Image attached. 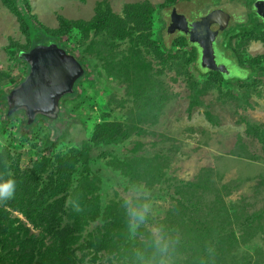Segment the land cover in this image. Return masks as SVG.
<instances>
[{"label":"trees","instance_id":"obj_1","mask_svg":"<svg viewBox=\"0 0 264 264\" xmlns=\"http://www.w3.org/2000/svg\"><path fill=\"white\" fill-rule=\"evenodd\" d=\"M256 1L167 0L158 7L150 1L135 2L127 4L122 15L117 14L108 1H103L97 3L95 15L90 20L58 16L59 27L49 28L32 14L30 0H1L17 16L21 32L27 39L26 45L10 40V48L17 50L19 62L25 63L20 54L35 45L50 42L70 50L69 45L77 38L85 46L89 44L87 53L100 54L99 68L120 78L115 88H124L125 96L118 98L114 93L111 106L105 104L108 112L100 107L105 113L104 120L96 122L93 116L83 118L79 115L69 120L67 105L81 98L82 84L86 80L83 78L77 84L76 94L63 100L64 111L59 122L40 119L29 126L22 115V118L18 115L8 117L3 100L27 74L16 78L10 72L0 71V126L18 120L27 131L41 125L45 126V131L49 130L42 144L33 146L40 157L24 168H21V154L0 144V184H3L0 192L8 186L5 180L15 181L12 198L0 199V264H98V261L160 264L161 257L154 255L156 251L162 255L164 264H264V248L262 241L259 242L264 238V187L254 184L245 187L248 181L236 183L235 178L229 183L215 181L216 175H225L223 166L202 167L195 184H176L170 172L177 155L189 159L207 158L212 152V143L203 154H195L193 147L191 151L190 145L183 143V131L172 133L173 126L169 123L173 135L164 133L167 128L161 127L166 124L159 121L173 92L169 89L156 92L152 86L161 89L168 88L171 82H181L189 93V112L196 106L206 107L203 98L208 93L217 95L221 102L236 101V113L244 120L242 115H247L252 107L251 99L264 100V81L247 83L241 80L233 96L229 84L236 79H227L223 72L203 68L200 51L187 35L180 32L167 42L165 35H170L171 21L159 30L156 22L161 18L156 14L161 9L166 15L168 7L177 9L180 3L197 2L209 10L221 6L226 15V5L229 8L235 3L253 10L255 18L260 19L254 11ZM205 14L204 11L199 13L200 16ZM162 21L165 22L164 18ZM246 22L242 31L231 26L220 33L216 51L221 60L224 57L228 62L237 58L240 67L249 69L252 77L264 73V55L246 56L244 41L264 42V25L248 29L252 21L247 19ZM239 37L243 42L234 48L232 43ZM79 58L86 67L88 79L87 58ZM224 85L228 86L227 90ZM248 120L245 122L247 136L264 148V126ZM68 125L74 131L68 129L62 133L58 130ZM76 135L83 140L80 146L70 148L64 155L57 154L56 142L61 145ZM147 138L151 139L150 144ZM247 145L242 136L236 134L233 159L248 157L261 161ZM233 166V163L229 165L227 173ZM115 181L125 184V194L130 193L131 197L119 200L113 186ZM243 189L250 194L234 198L235 193ZM196 191L200 194L196 195ZM141 193L144 195L139 197ZM170 193L179 199H171ZM136 198H145L144 202L155 198L152 201L155 206L165 205L168 213L181 221L182 234L171 232L175 234L174 239L165 232L156 240L154 233H146L153 244L141 243L136 247L134 241H137L132 240V236L128 238L129 232L137 230L139 233L142 228L134 221L131 224V220L156 219L155 211H148L146 206L136 202ZM15 213H20L26 221ZM33 229L40 232L33 233ZM150 245L153 250L147 249ZM168 249H171L170 256L164 258Z\"/></svg>","mask_w":264,"mask_h":264},{"label":"rangeland","instance_id":"obj_2","mask_svg":"<svg viewBox=\"0 0 264 264\" xmlns=\"http://www.w3.org/2000/svg\"><path fill=\"white\" fill-rule=\"evenodd\" d=\"M103 1H108L112 5L114 11L120 15L123 14L124 7L127 4L150 1L151 4L158 7L163 3H167V0H31L32 14L35 15L39 19V21L47 27L58 28V16L62 15L63 17L69 20H90L95 15V8L97 6V3ZM232 4L233 5H229V8H227V5L226 8H224V10L227 9L226 20L229 21L227 25V30L232 26L234 29L242 31V26L247 23V19L252 21L251 25H248V29L264 25V21L261 20V18H255L253 10L248 9L247 7L239 4ZM176 8L179 14L187 16L190 20L200 19L202 16H200L199 13H202V11L206 12L209 10V7L206 8L204 7L203 3L197 2L180 3L176 6ZM220 8L222 7L220 6ZM171 9L172 8L168 7L165 13L166 15L163 14V11H161V9L157 10L156 17L158 19L161 18V21L156 22V27L159 30L160 28H163V25L165 23H170ZM162 18H164L165 22L162 21ZM238 26H241V28H237ZM177 34L178 33L165 35L166 41L171 42L173 37ZM237 38L232 43L234 48H237L239 43L243 42L242 37H239V39ZM11 39L14 41H18L24 45L27 44V39L21 32L20 23L18 21L17 16L13 15L0 0V71L10 72L12 73V77L19 78L26 74L27 66L16 59L17 50L10 48ZM220 40L222 39L220 38ZM244 45L246 47V56L255 57L258 55H264L263 41L251 40L250 43H246L244 41ZM88 46V43L85 46L84 42H80L77 38H74V43L69 45L71 51L76 52L78 56L87 58L86 64L88 68H90V77L88 79L87 77L84 78L86 80L82 84L81 98L79 100H73L68 103L67 112H69V118L67 119L74 120L77 115L83 118L93 116L92 119H95L96 122L98 120L99 122V120H104L105 114L100 111V107H102L103 109H105V111L108 112L106 105L111 106V103L114 101L112 99V95L115 93L117 94L118 98H123L125 96V90L124 88H120L119 90L115 88L116 86H118L117 84L120 83V78H118L115 74H106L101 68H99L98 64L99 61H101L100 54L98 52H94L92 55H90L89 53H87ZM232 62L236 63V68L232 66L231 62L222 61L221 58H217V63L219 65L224 64L228 67V69H230L228 70L227 74L225 73V75L228 76L227 79H236L237 81H234L229 84L233 96H236L235 93L236 89H238V82L240 83L241 80H245L247 83H251L255 80L264 81V73H260L258 75L255 74L251 77L249 75L250 73L248 72L249 69L246 70V68L240 67L241 63L237 58L236 61L232 60ZM252 73L253 71L251 72V74ZM152 86L154 87L156 92H165L168 89L173 92V96L169 97L170 100L168 101V105H165V108H167L165 109V112L159 121L160 123L164 122V124H166L163 125L161 128H167V131L161 132H169V136L173 135L169 131V127L171 126L176 128L175 130L173 127H171L173 129L172 133L177 134L183 131V143L189 144L191 151L193 147L192 152H194L195 154H203L207 148H210L208 144L212 143V152L206 155L207 158H203L202 156L203 160L201 157L189 159L188 157L180 158L181 154L177 155L178 159L175 161V164L170 172L176 184H195L197 183L196 177L200 173L202 167L214 169L215 167L222 168L223 166L225 175H216L215 181L229 183L231 179L235 178L236 183L239 181L243 183L248 181V183L244 185L245 187H250L253 184L264 187V148L256 140L252 139L250 136H247L245 124V122L248 120L247 117H249L253 121L264 126L263 99H260L259 97H253V99H251L252 107L249 108L250 110L249 112H247V115H242L245 117V119L242 120L239 117L241 115L236 113V101H231V103L225 101L221 102L220 100H218L217 95L208 93L207 95H205L204 98L202 97L203 100H205L206 102V107L202 108L200 106H196L193 107V110L191 112H189L188 110L191 107V103L188 100L189 93L187 88L184 87L181 82H171V84L168 85V88L167 86H165L161 89L157 85L152 84ZM223 87L225 90L228 89V86L226 85H224ZM139 93L142 92L139 91ZM113 106H115V104ZM135 106L138 105L135 104ZM207 111L209 112L206 113ZM111 112L114 114L112 110ZM153 113L155 114L156 112ZM97 115H100V117H94ZM18 117L22 116L18 115ZM152 118L153 116L151 115L150 119ZM250 119L248 120V122H250ZM117 120L119 121L121 119L117 118ZM253 121H251V124L253 123ZM64 122L65 121H63V123ZM169 123H171V126L169 125ZM43 126L44 125H41L39 127L37 126L34 128V130L31 129L27 131L26 129H24L22 123H20V121L18 122V120L16 122L13 121L4 126H0V144L1 146L8 147L13 152L21 154V168L30 165L31 161L36 160L40 157L41 154L37 153L33 146L41 145L42 139L46 137V132L49 133V130L45 131V126ZM68 129H70V131H74L71 125H68L62 129L58 127V130L62 133L64 131H67ZM236 134L242 136L244 142L248 144L247 146L249 147L250 151H252V153L256 156H259L262 159L261 161L250 160L248 157L233 159L234 156H236V154H234L236 148ZM180 135L178 136V139L180 138ZM53 140L54 139H52V141ZM82 141V138L77 135L75 137H72L71 139L65 140L64 142H62L61 145L57 141L55 145L58 147V151L56 152L59 155H64L66 152H69L70 148L80 146V143ZM147 141L149 142V144L152 142L150 138H147ZM174 142L177 143V141ZM68 144H70L72 147L68 146ZM94 156L96 155H93V157ZM251 157L254 156L251 155ZM226 159H231L233 161L227 163ZM225 163H227L226 169ZM231 163H233L234 166L227 173V170ZM106 184H108L107 179ZM113 186L114 190L117 192V198L119 200L128 199L127 196L131 197L130 193L125 194V184L115 181L113 183ZM198 191H196V195L200 194V192ZM243 194L250 193L243 189L235 193L234 198H239ZM141 195L144 194L141 193L139 197ZM170 196L171 199H179V197L175 196L173 193H170ZM109 197L111 200L114 199L112 196ZM136 199L137 203L143 204L147 207L148 211H155L156 214L154 216V218H156L155 221H149L146 219H139V221H135L134 219L131 220V224H133L134 221L142 228L139 229V227H137L140 230L139 233H137L138 231L135 230V228H133L135 232H129L128 238H131L132 236L131 239L137 241H134V243H136V247H138L141 243L153 244L150 243V240L147 238L146 233H154V237L156 240H158L161 234H164L165 232L169 235L170 238L174 239L175 234L171 232H176L178 235L182 234V232H180L183 229V226H181L180 223L181 221L175 219L171 215V213L169 214L168 209H166L165 205L161 203L155 206L152 202L155 201V198L152 201L148 200V202H144L145 198ZM162 199L164 200V198ZM15 216L26 221L20 213H15ZM177 230L179 232H177ZM32 232L36 233L40 231L33 229ZM127 240L132 241L130 239ZM261 241V244L264 248V238L259 240V242ZM147 249L153 250V248H151V245L147 247ZM168 250L169 252L164 258H168L170 256L169 254L171 253V249ZM154 255L161 257L159 263L164 264V259L162 260L163 257L162 255H159L158 251H156ZM98 264L107 263H104L103 261H98ZM190 264L194 263L192 262Z\"/></svg>","mask_w":264,"mask_h":264},{"label":"water","instance_id":"obj_3","mask_svg":"<svg viewBox=\"0 0 264 264\" xmlns=\"http://www.w3.org/2000/svg\"><path fill=\"white\" fill-rule=\"evenodd\" d=\"M264 19V0L254 7ZM229 21L222 9H216L189 23L176 9L171 13L169 34L179 31L200 49L201 66L212 71L228 73L226 65L217 63L216 41L227 29ZM29 72L25 79L4 97L7 116L22 115L30 126L37 120L57 122L62 115V103L74 96L78 82L86 76L80 61L56 43H42L20 54Z\"/></svg>","mask_w":264,"mask_h":264},{"label":"clouds","instance_id":"obj_4","mask_svg":"<svg viewBox=\"0 0 264 264\" xmlns=\"http://www.w3.org/2000/svg\"><path fill=\"white\" fill-rule=\"evenodd\" d=\"M30 2H31V0H30ZM257 2V1H256ZM32 6V5H31ZM216 9H222V8H215V9H212V11L213 10H216ZM177 10V9H176ZM172 11L173 10H171V13H172ZM211 12V10H208V12L206 11V14H208V13H210ZM205 14V15H206ZM205 15H203V16H205ZM35 16V15H34ZM60 16H62V15H60ZM187 18V17H186ZM38 19V18H37ZM39 20V19H38ZM188 20V19H187ZM170 21H171V17H170ZM194 21H197V20H195V19H193V22ZM171 24V23H170ZM46 26V25H45ZM170 26V25H169ZM174 33H180L179 31H177V32H174ZM174 33H172V34H174ZM217 40H218V38H217ZM45 43H47V42H45ZM216 43H217V41H216ZM48 44H50V42L48 43ZM62 48V47H61ZM64 49V48H63ZM31 50V49H30ZM66 50V49H65ZM29 51V50H28ZM66 51H68L70 54H72V55H74L79 61H80V63H81V59L79 58L80 56H78L77 54H76V52H75V54H74V52H72L71 50H66ZM23 53V52H22ZM23 63V62H22ZM26 66H27V64L26 63H24ZM82 64V63H81ZM224 65V64H223ZM85 69H86V67L85 66H83ZM226 68H227V70H230V69H228V67L226 66ZM207 70H209V69H207ZM87 71V70H86ZM210 71H212V70H210ZM28 72H29V68H28V66H27V72H26V74H28ZM88 73V72H87ZM87 73H86V75H87ZM227 74V73H226ZM85 77H87V76H85ZM84 77V78H85ZM62 110L64 111V108H63V106H62ZM62 114H63V112H62ZM59 122V121H58ZM4 183H6L9 187H8V190H7V192H5V191H2V192H0V199H3V200H7V199H11L12 198V196H13V194H14V192H15V181L14 180H5L4 181ZM0 188H3V184H0Z\"/></svg>","mask_w":264,"mask_h":264},{"label":"flooded vegetation","instance_id":"obj_5","mask_svg":"<svg viewBox=\"0 0 264 264\" xmlns=\"http://www.w3.org/2000/svg\"><path fill=\"white\" fill-rule=\"evenodd\" d=\"M258 1V0H257ZM256 4H257V2H256ZM255 4V5H256ZM255 5H254V7H255ZM254 11L256 12V14L259 16V14L257 13V11H256V9L254 8ZM260 17V16H259ZM261 18V17H260ZM187 19H189L188 17H187ZM189 21V23H192L193 21H190V20H188ZM264 21V20H263ZM175 32H177V31H175ZM218 41V40H217ZM218 44V43H217ZM198 48V47H197ZM199 49V48H198ZM199 51H200V49H199ZM222 60H224L225 61V59H224V57H223V59ZM228 62H231L232 63V66L234 67V68H236V63H233L231 60L230 61H228ZM19 115V114H18ZM20 118V117H19ZM22 118V117H21ZM25 120V119H24ZM37 121H39V120H37ZM36 121V122H37ZM25 123H26V121H24Z\"/></svg>","mask_w":264,"mask_h":264},{"label":"snow or ice","instance_id":"obj_6","mask_svg":"<svg viewBox=\"0 0 264 264\" xmlns=\"http://www.w3.org/2000/svg\"><path fill=\"white\" fill-rule=\"evenodd\" d=\"M9 186H5L4 191L7 192Z\"/></svg>","mask_w":264,"mask_h":264}]
</instances>
